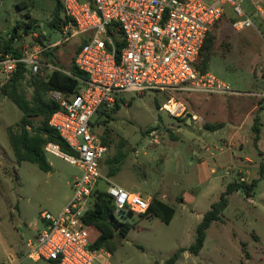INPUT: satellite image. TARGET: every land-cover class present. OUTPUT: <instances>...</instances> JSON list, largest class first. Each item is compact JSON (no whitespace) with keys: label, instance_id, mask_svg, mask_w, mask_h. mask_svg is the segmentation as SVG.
Returning a JSON list of instances; mask_svg holds the SVG:
<instances>
[{"label":"rangeland","instance_id":"rangeland-1","mask_svg":"<svg viewBox=\"0 0 264 264\" xmlns=\"http://www.w3.org/2000/svg\"><path fill=\"white\" fill-rule=\"evenodd\" d=\"M59 2L62 4L64 0H0V46L10 39L18 23L35 26L27 32L23 27L18 31L17 41L25 52L41 45L38 40L41 36L47 44L57 45L47 51L48 55L47 52L40 55V71L45 75L51 72L45 64L52 61L55 66L70 71L81 46L77 39L58 45L63 39L60 28L54 29L49 23ZM243 6L249 14L256 13L249 0H243ZM60 16L64 19L63 10ZM236 20L229 10L212 29L216 40L208 73L237 94L125 93L116 113L97 114L93 118L95 132L107 140L109 151L105 160L114 157L119 148L127 154L117 174L109 178L129 191L140 192L148 201L151 197L161 200L167 194L166 202L176 210L169 224L138 214L126 220L132 225L126 238L116 236L110 244L111 250L103 249L111 253L110 264H164L180 249L186 251L175 264H264V174L260 172L264 166V40L254 28L237 31L233 26ZM256 25L262 29L259 18ZM201 61L202 58L199 64ZM24 88L31 98L33 90L29 83ZM171 96L186 103L187 118L175 119L160 110ZM22 116L10 99L0 95V264H50L27 258V244L43 229L42 213L57 215L73 197V182L82 175V170L51 153H46L51 166L49 172L34 163L17 164L8 129L17 128ZM256 119L261 130L257 142L252 126ZM38 122L39 118L35 119V124ZM210 124L222 125L220 130L225 132L221 138L227 143L220 146L219 141L212 139L211 145L210 138L202 136ZM232 130L236 131L233 143L229 137ZM204 143L211 148L208 154L215 157L228 160L233 150L238 154L235 163L241 165L243 172L235 169L231 172L233 177L223 183L242 181L243 177L249 182L261 176L262 180L252 196L247 197L241 191L230 196L223 221L211 225L203 249L193 255L189 248L195 243L202 214L210 210L223 192L212 182L205 187L195 179L197 161L194 166L190 161L194 150L202 148ZM175 151L180 153V168L174 161ZM219 163L228 166L222 159ZM108 172L104 161L103 173L108 175ZM225 172L222 169L218 175ZM189 196L192 199L184 206L181 199ZM18 252L21 253L17 255ZM104 261L102 257L96 263L104 264Z\"/></svg>","mask_w":264,"mask_h":264},{"label":"built area","instance_id":"built-area-1","mask_svg":"<svg viewBox=\"0 0 264 264\" xmlns=\"http://www.w3.org/2000/svg\"><path fill=\"white\" fill-rule=\"evenodd\" d=\"M249 1L255 14L245 10L243 0H64L60 24L63 39L58 45L72 39L80 42L82 47L74 64L85 78L45 64L50 71L77 79L79 86L71 95L51 93L61 110L52 115L49 126L74 155L63 153L51 142L44 150L78 165L82 175L74 179V195L60 213H42L43 229L28 242L27 258L55 264H97L103 257L104 264H110L111 253L91 246L93 240L85 219L92 208L94 191L107 194L119 222H125L129 213L145 214L150 201L103 173L109 148L102 135L95 132L93 118L99 112L110 113L125 93L237 94L212 74L201 73L196 64L208 33L229 10L236 16L233 26L237 31L254 28L264 40V0ZM257 18L262 29L257 28ZM54 46L38 45L21 59L6 55L0 60L3 83L11 80L18 63L25 64L30 73H38L40 55ZM160 110L175 119H185L189 114L186 103L174 96Z\"/></svg>","mask_w":264,"mask_h":264},{"label":"trees","instance_id":"trees-1","mask_svg":"<svg viewBox=\"0 0 264 264\" xmlns=\"http://www.w3.org/2000/svg\"><path fill=\"white\" fill-rule=\"evenodd\" d=\"M61 10H63V4L59 2L57 11L54 13L53 19L49 23L54 29H59L60 23L63 22L60 16ZM224 17H226V15L223 16L222 19ZM216 25L217 23L213 28ZM22 27L24 31L27 32L28 29L35 26H33L32 23H18L11 31L10 39L0 46V60L9 54L16 59H21L24 56L25 51L17 41L20 39L18 31ZM212 29L208 33L200 53L199 60L202 58V61L199 64L198 60L196 64L198 70L204 74L208 73L211 57L214 52L213 49L216 38L211 33ZM38 40L44 44L42 36ZM81 47L82 45L80 48ZM48 53L49 52L46 54L48 55ZM51 64L54 65L53 61ZM70 72L76 77L85 78V75L76 68L75 64L71 67ZM26 82L29 83L33 90L31 98H28L24 88ZM78 86L79 82L77 79L61 71H51L47 75L42 73V71L30 73L23 63L17 64L16 71L10 81L0 85V95L10 99L23 113L20 122L17 124V128L8 129L9 143L17 164L21 165L23 162H30L37 164L41 170L49 172L51 166L46 159L44 147L50 142L59 145L63 153L74 155L73 151L62 140L58 132L49 126V121L55 112L61 110L60 105L51 98V93L53 91H58L66 95H71L76 92ZM122 101V96L118 97L116 105L111 111L112 113H116L119 110ZM101 114L102 113L99 112V115ZM37 118H39V122L35 124V119ZM108 118H112L111 115H109ZM252 126L256 135L255 142H257L261 132L258 119L255 120ZM221 127L222 125L214 127H212V125H206V128L210 130H217ZM103 143L107 145V140L104 139ZM126 157L127 154L119 148L114 157L105 160L106 165L109 167L108 177H113L117 174ZM260 172L264 174L263 165L261 166ZM261 180L262 176L250 183L246 181H236L227 185L219 200L213 203L210 210L203 215L202 221L197 227L195 243L189 248L191 254L198 255L201 252L211 225L214 222L223 221L224 211L229 206L230 196L239 191L243 192L247 197L252 196ZM92 199V208L85 218L90 227V235L93 240L91 241V246L98 250H111L110 244L113 239L116 236L125 239L132 225L127 221L119 222L115 218V206L106 193L97 189L94 191ZM175 214L176 210L174 207L157 197H153L151 198L148 211L141 216L158 218L162 222L169 224ZM185 251L186 250L183 249L178 250L164 264H175ZM50 264L55 263L51 262Z\"/></svg>","mask_w":264,"mask_h":264},{"label":"crops","instance_id":"crops-1","mask_svg":"<svg viewBox=\"0 0 264 264\" xmlns=\"http://www.w3.org/2000/svg\"><path fill=\"white\" fill-rule=\"evenodd\" d=\"M43 40H44V43L47 44L45 37L43 38ZM210 125H212V124H210ZM206 129H207L205 131L206 133L205 134L202 133V136L209 137L210 139H209L208 142L210 144L212 143V139H216L217 141H219L218 144H221L220 146H222V144L227 143V141H223V139L221 138V135L225 132L224 130L217 129V130H214V132H212V130H210L208 128H206ZM208 132H210V133H208ZM235 132H236L235 130H232L231 135L229 136L232 139L231 140L232 143H233V141L236 140L235 139V135H234ZM232 143H231V145H232ZM204 148H206V149L209 148V150L207 151ZM215 149H217V147H215ZM209 151H211V148L206 143H204V146L202 148H200L199 150H194V152H193V155H194L193 157L194 158H193L192 161H190V165L191 164L193 165L195 163V161H197V166L195 167V170H194L195 179L197 181V184H199L201 186H205V187H206L207 184H208L207 187H209L210 182H212L213 184H215L217 186L218 189H220V191L223 190V192H224L226 187H227V185L230 184V182L228 181L227 183H225V182L223 183V181L225 179H227V178H232L233 177V175H231L232 174L231 172L234 171L235 169L239 173L243 172V169H242L241 165L238 164V163H235L236 162L235 158L236 159L238 158V154L236 155L234 153L236 151L233 150L231 155L230 154L228 155V158H227L228 160H225V157H218V156L215 157L213 154H208ZM175 152H177V156L175 157L174 161L177 163L176 164L177 167L180 168V164H181L180 163V153L178 151H175ZM166 159L169 160L170 157L167 155ZM221 159H222V162L226 161L228 166H226L225 164L221 165L219 163V161ZM246 160L249 161L248 158ZM237 161H238V159H237ZM222 169H226L225 175L219 176L218 173L220 171H222ZM242 181H246V182L250 183L249 180L246 177L245 178L243 177ZM231 183H233V182H231ZM215 185H213V187ZM137 191H140V190H137ZM223 192L221 193V195L223 194ZM135 193H137V192H135ZM138 193L140 194V192H138ZM201 193L203 194L204 191H201ZM166 197H167V194H163L161 200L168 204V202H166V200H165ZM191 199H192V196H189V198L183 197L181 199L182 204L184 206L188 205L187 202L189 200H191ZM202 217H203V214H202ZM20 253L21 252H18L17 255H19Z\"/></svg>","mask_w":264,"mask_h":264},{"label":"water","instance_id":"water-1","mask_svg":"<svg viewBox=\"0 0 264 264\" xmlns=\"http://www.w3.org/2000/svg\"><path fill=\"white\" fill-rule=\"evenodd\" d=\"M43 38H44V37H43ZM189 123H190V121H189ZM133 216H134L133 213H129V214L127 215V217L124 219V221L132 219Z\"/></svg>","mask_w":264,"mask_h":264}]
</instances>
